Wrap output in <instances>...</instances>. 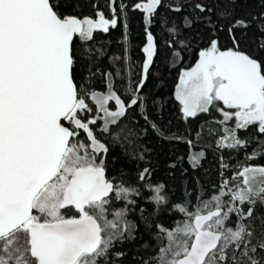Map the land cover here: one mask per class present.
Masks as SVG:
<instances>
[{"label":"snow or ice","instance_id":"obj_1","mask_svg":"<svg viewBox=\"0 0 264 264\" xmlns=\"http://www.w3.org/2000/svg\"><path fill=\"white\" fill-rule=\"evenodd\" d=\"M238 2L135 0L143 60L137 82L128 74L125 100L116 90L119 70L101 74L106 90L99 91V69L92 68L97 53L104 54L94 33L120 27L127 44L129 5L121 2L118 12L109 0L111 18L99 10L92 18L74 14V0H0V264H125L122 246L145 234L156 241V254L134 257V264H264V227L257 235L253 215L257 204L264 206V165L243 166L210 201L189 211L187 201L173 202L165 184L151 181L150 166L139 167L148 149L139 150L137 134L123 122L132 109L148 122L141 92L161 49L178 64L203 41L194 66L179 71L175 99L183 118L215 108L221 124L234 121L218 146L245 149L255 140L247 159L264 157V11L237 15ZM121 60L131 68L126 47L111 58L114 65ZM98 121L109 144L93 130ZM116 147L137 164L135 180L123 170L119 181L109 179ZM202 157H189L193 168ZM113 201L123 207L109 219ZM165 212L185 218L168 228Z\"/></svg>","mask_w":264,"mask_h":264},{"label":"trees","instance_id":"obj_2","mask_svg":"<svg viewBox=\"0 0 264 264\" xmlns=\"http://www.w3.org/2000/svg\"><path fill=\"white\" fill-rule=\"evenodd\" d=\"M121 2L129 5L127 9L130 23L128 42L125 45L120 27L110 29L107 34L99 31L94 33V46L101 49L104 54L97 53L99 59L96 60L92 71L96 72L97 68L99 69L95 77V90L105 91L104 77L101 74L105 72L115 74L119 70L123 78H115L114 75L116 90L122 99L127 100L128 97L125 95L123 87L127 86L129 72L132 74L133 82H137L140 78V64L143 60L140 51L143 43V26L141 23L142 14L133 11L131 8V4L135 0H116L118 12ZM168 2L169 0H165V3ZM108 3L109 0H74L75 8L70 10L79 17L92 18L96 17V12L99 10L107 18H111ZM163 11L166 9L162 8L161 12ZM262 11H264V7L261 6L260 0H239L236 5L237 15L248 16ZM153 31L156 32L157 29L154 28ZM219 39L221 47L229 46L230 42L226 33L221 32ZM203 43L201 41L200 44L194 45L192 50L182 53L183 60L178 64L173 61L171 56L167 55L166 49H161L141 92L146 100L144 112L149 117L148 122H145L142 114L136 109L130 110L129 117L123 121L128 128L137 134L132 139L140 146L139 150L143 152L144 149H148L147 152H144L146 160L140 161L139 167L150 166L154 170L150 177L151 181L165 184L166 191L171 194L173 202L187 201L189 211H195L197 206H202V201H210L212 195L218 194L223 180H231L233 174L243 166L264 165V157L259 155L256 159H247V155L251 154L253 149L257 147L255 140L245 149H227L218 146V141L225 135L224 129L228 126L220 123L221 115L215 108H212L208 113H200L187 120L182 118L179 105L174 98L179 71L191 67L196 62L197 52ZM125 47L129 57L128 64L131 65V68L125 65L123 60L115 65L111 61L114 56H123ZM89 103L91 102L89 101ZM102 123V121H98L97 125L93 126V130L98 139L109 144V140L99 131ZM152 123L156 124L157 128L162 131L163 136L158 135L152 129ZM238 134L241 139L246 138L244 131H239ZM201 152L203 157L200 159L199 165L193 168L189 162V157ZM113 156L116 157V160L109 164V179L115 178L116 181H119V173L123 170L130 174L129 180H135L137 164L123 156L119 147L110 151L109 161H112ZM172 164L176 166L174 168L169 167ZM222 164L228 167H221ZM233 183H237V181H233ZM119 207H123V204L113 201L108 206L107 218L111 219L112 210ZM210 207H212L211 204ZM147 208L149 211L152 210L151 205H147ZM253 215L257 217L254 223L257 228V235H259L262 227H264L261 225L260 219L264 218V206L257 204ZM129 218L136 219L137 217L135 213H130ZM184 218L183 214L168 212H165L161 217L164 226L168 228L173 227L175 221ZM142 243L149 244L151 247L141 248ZM122 247L128 257L125 264H134V257L138 260H148L155 256L157 250L156 241L147 234L133 244Z\"/></svg>","mask_w":264,"mask_h":264},{"label":"rangeland","instance_id":"obj_3","mask_svg":"<svg viewBox=\"0 0 264 264\" xmlns=\"http://www.w3.org/2000/svg\"><path fill=\"white\" fill-rule=\"evenodd\" d=\"M195 64V63H194ZM194 64L192 65V66H194ZM191 66V67H192ZM190 68V67H189ZM177 83H178V79H177ZM176 83V84H177ZM175 88H176V86H175ZM174 98H175V89H174ZM176 100V99H175ZM177 103H178V105H179V102L178 101H176ZM110 108H113L114 109V102H111L110 103ZM179 109H180V105H179ZM181 113V112H180ZM220 114V113H219ZM221 115V114H220ZM181 116H182V113H181ZM182 118H183V116H182ZM221 120H222V116H221ZM225 125H227L228 127H232V126H234V121H229V122H227V124H225Z\"/></svg>","mask_w":264,"mask_h":264}]
</instances>
